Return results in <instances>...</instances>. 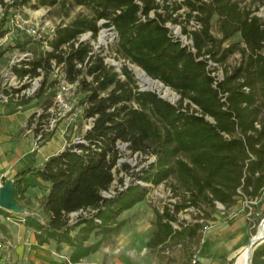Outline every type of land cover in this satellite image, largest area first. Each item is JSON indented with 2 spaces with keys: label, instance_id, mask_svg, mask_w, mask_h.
<instances>
[{
  "label": "trees",
  "instance_id": "obj_1",
  "mask_svg": "<svg viewBox=\"0 0 264 264\" xmlns=\"http://www.w3.org/2000/svg\"><path fill=\"white\" fill-rule=\"evenodd\" d=\"M167 2L0 0V36L11 8L59 5L66 16L69 8L87 10L57 26L51 37H30L17 44L31 57L11 67L19 79L41 77L34 96L16 102L28 105L34 101L33 106L42 110L41 121L35 123L36 134L52 105L55 68L61 69L67 82L76 84L83 94L82 117L91 119L80 137L83 142H69L41 166L30 163L12 178L13 199L19 207L27 189L48 185L38 200L39 216H27L21 222L33 229L38 245L52 241L70 246L67 264H79L96 252L118 232L119 216L146 199L148 187L137 181L153 186L167 183L174 197H182L171 209L166 205L161 212L154 211V229L146 242L149 250L180 247V264H192L194 245L202 237L199 219L211 217L216 204L227 210L239 199L257 200L263 194L264 17L255 15L251 7L264 6V0H250L247 5L242 0H183L171 7ZM182 5L189 9L186 21L195 12L201 25L190 31L192 49L182 45L165 25L180 23L173 13ZM214 17L220 38L211 33ZM100 20L104 22L98 24ZM110 27L116 33L113 49L117 57L175 92L179 97L175 103L151 90H140L126 66L115 70L93 52L89 41L79 40L85 33L94 39L101 28ZM237 34L240 42L222 46ZM235 52L240 54L239 63L221 79L215 77L216 68H210L209 61L223 63ZM35 116L30 115L27 126ZM50 133H42L38 142ZM118 144H126L131 154L153 158L133 173L134 179L125 187L131 168L120 163ZM110 190L114 193L103 195ZM202 205L211 209L205 217L172 226L180 211ZM79 210L84 213L71 220L70 213ZM91 237L98 240L88 244ZM6 263L7 250L1 242L0 264ZM250 264H264V240L251 250Z\"/></svg>",
  "mask_w": 264,
  "mask_h": 264
},
{
  "label": "rangeland",
  "instance_id": "obj_2",
  "mask_svg": "<svg viewBox=\"0 0 264 264\" xmlns=\"http://www.w3.org/2000/svg\"><path fill=\"white\" fill-rule=\"evenodd\" d=\"M204 1L207 2L208 0ZM242 1L244 5H247V3L250 2V0ZM168 3L172 4L170 6L178 4L177 2L172 3L171 0H168ZM0 8L1 19V13L3 10L2 7ZM251 8L253 9L255 15L264 17V6H260L257 9L256 6H252ZM68 12L69 16H66L65 9H62L59 5H54L51 7H38L36 9L24 6L20 10L13 8L7 10V16L5 17L2 26V31L4 34L0 36V84L9 75L11 67L18 64L19 60L22 58V51L17 48V44L27 41L30 39V37L35 39H44L47 36L51 37L52 32L57 26L67 24L78 13H85L87 10L81 7H74L69 8ZM162 12H164L163 9ZM187 13H189V9L184 5H182V8L173 13V16L179 18L180 22L179 24H168V27L173 35L181 34L183 28H185L186 32L188 33L193 30V25L190 21H197L195 20V15L197 14L192 12L191 15L193 17L186 21ZM12 14H18L21 20L28 22V25L20 28L12 24L10 22ZM98 24H100V22H98ZM32 30H35V32H31ZM211 33L216 38L221 37L220 33L218 32V26L215 17L212 19ZM112 34L113 33L111 30H108L107 28H101L96 38L92 39L89 33H85L79 37V40L89 41L93 48V52L98 53L103 58L104 63L109 66H113L115 70L120 71L122 66H126L132 73L140 90H151L169 102L175 103L179 98L175 92L164 87L161 83V86H155L142 81L135 72V67H137L136 65L125 59L117 57V54L113 49L115 39L110 41ZM100 35H103V42L99 41ZM105 41L107 42V47L104 46ZM186 41H188V36ZM230 42H240L239 35H235L231 40L225 42L222 46L227 47ZM239 61L240 54L235 52L230 54L225 62L220 64L214 63L213 67L216 68V72L214 73L215 77L221 79L223 73L232 69L239 63ZM60 73L61 69L55 68V71L53 72L54 76L52 78L57 79ZM38 81L40 83L41 77L38 79ZM74 93L77 99V105L74 108V111L77 112V110H79L82 112L83 104L81 101L83 99V94L78 92L76 87L74 89ZM33 104L34 101L27 105L26 108L36 111L35 113L39 112V115L34 117V124H37L41 121L43 114L41 109L39 107L33 106ZM81 112H77L72 121H68L69 115H65L56 123V127L54 129H56L60 123H64L66 125V133L68 134L65 136V138L68 142L75 141L83 134L84 118L81 116ZM118 148L121 156L119 160L120 163H127L131 168V175L126 174V179L128 182L134 179L133 173H136L142 167H145L153 159L151 156L147 157V159L141 155L131 154L124 145H120ZM142 184L143 186L148 187L146 199L135 204L131 209L123 212L120 215L118 219L122 222V225L119 227V234L115 238L112 236L114 239H110V241H112L111 244L106 247L99 248L96 252L86 256V258L83 259L79 264H180L182 261V252L180 247L176 246L171 249L156 248L154 250H149L146 248V242L151 235V229L155 219L154 211L157 210L161 212L166 205H168L171 209L172 204L179 203L182 197H174L167 183H163L158 186H153L144 182H142ZM31 197L35 199L33 203H27L26 201L22 202V208L26 209V212L23 214L25 217L39 216V198H36V193L31 195ZM239 204L244 209L247 222L252 223V226L251 228L247 227L246 234L241 236L240 241L237 243L238 249L236 248L231 250V253L227 256H222L227 257V259L231 261L232 264L234 263L236 256L246 247L250 238H252V236L255 234L260 220L264 217V190L262 196L257 200L248 201L239 199ZM221 211H224V208L220 204H216V207L212 212L211 209L206 205H202L199 208L189 207L177 214V221L172 223V226L177 228L178 225L182 223H192L196 217H198V219L199 217H205L203 215H205L207 212L220 213ZM214 219L215 218L213 216L209 218H202L201 220L199 219V222L202 223L201 239L203 238V233L207 231L206 227L211 226V222ZM201 239L197 244L194 245V252L196 251L195 253L198 264L200 261L198 260V248L201 246ZM96 240H98V238L92 237L88 241V244H92ZM62 257H60V259H62L61 261H65ZM54 258L59 259L57 255H55ZM219 263L223 264L224 262L221 260ZM61 264H66V261L62 262Z\"/></svg>",
  "mask_w": 264,
  "mask_h": 264
},
{
  "label": "crops",
  "instance_id": "obj_3",
  "mask_svg": "<svg viewBox=\"0 0 264 264\" xmlns=\"http://www.w3.org/2000/svg\"><path fill=\"white\" fill-rule=\"evenodd\" d=\"M2 85L3 82L0 84V95L7 93ZM26 107L27 105H23L18 110L13 100L4 102L0 99V186L6 180H12L19 170L30 163L35 167L41 166L49 156L61 152L69 143L65 138L68 133H66L67 129L64 123H60L46 140L37 142L38 134L34 132L35 124L27 126L30 115L36 111ZM86 122L87 120L84 119L83 133L86 129ZM46 186L48 185L43 184L40 188L27 189L22 202L33 203L35 199L31 195L36 193V198H40L44 194ZM23 209L25 213L26 209ZM24 213H13L0 208V241L5 244L7 250L6 264H61L65 261L67 264L71 247L52 241L38 245L33 229L21 222L25 218ZM211 216L215 219L211 222V226H204L207 231L203 233L201 246L198 248L199 264H220L221 260L225 264L229 260L222 256H227L231 250L238 249L237 243L241 236L247 232L246 215L238 201L227 210L220 213L215 212ZM153 229L154 226H152L151 234ZM118 232L112 236L115 238L119 234ZM112 236L107 238L100 248L111 244L110 239H114ZM55 255L59 259L54 258ZM60 257L65 261H61ZM196 264H198L197 258Z\"/></svg>",
  "mask_w": 264,
  "mask_h": 264
},
{
  "label": "built area",
  "instance_id": "obj_4",
  "mask_svg": "<svg viewBox=\"0 0 264 264\" xmlns=\"http://www.w3.org/2000/svg\"><path fill=\"white\" fill-rule=\"evenodd\" d=\"M182 1L183 0H171L172 3L177 2L178 4L182 3ZM167 5L170 6L172 4L167 2ZM159 12H162V10H159ZM150 16H153L152 12L150 13ZM10 22L20 28L28 25V22L21 20L18 14H12ZM99 22L101 24L104 21L100 20ZM190 22L193 25L192 31H195L201 28V25L198 21H195V22L190 21ZM169 23L171 22H167L165 25L168 27ZM107 29L111 30L113 33L111 35L110 41L116 39V33L113 31V28L110 27ZM31 32L34 33L35 30H32ZM187 36H188V41H186ZM173 37L178 38L182 45L187 46L190 49H192V46H191L192 40H191L190 33L188 32H186V34L181 33L178 35H173ZM104 46L107 47L106 41L104 42ZM30 57H31L30 53L25 52V53H22V58L20 60L29 59ZM209 63H210V68H213L214 63H211V61H209ZM78 66L80 67V64H78ZM39 78L40 77L28 78L27 76H24L22 79H19L13 74L11 70L9 72V75L3 81L2 86H3V89L7 91V93H3L0 95L1 101L6 102L9 100H13L16 103L23 98L27 99L29 97H33L36 91L40 87V83L38 81ZM75 87H76L75 83H69L66 81L65 75L62 72L58 75L57 82H56V89H55L54 96L52 99V105L46 110V113L48 114L47 118L39 126V133L36 136L37 142L41 139L42 133H50L54 130V128L56 127V123L59 119H61L65 115H69L68 121H72L74 117L76 116V113L81 112L79 110H77V112L74 111V108L77 105V99L74 93ZM16 106L18 110H20L23 107V105H20V104H16ZM36 115H39V112L36 113ZM90 125H91V119H87L85 128L88 129ZM74 142H83V140L79 137ZM120 145H124L126 147V144H118L117 147H119ZM137 183H140L141 185H143L141 181H137ZM127 184H128V181L125 178L123 187H125ZM118 189L121 190L122 187H118ZM113 193L114 191L110 190L109 192H106L103 195L110 196ZM83 213L84 211L79 210V211L70 213L69 217L72 220L76 218L78 215L83 214ZM0 248H1V241H0ZM191 263L196 264V254L193 255Z\"/></svg>",
  "mask_w": 264,
  "mask_h": 264
},
{
  "label": "water",
  "instance_id": "obj_5",
  "mask_svg": "<svg viewBox=\"0 0 264 264\" xmlns=\"http://www.w3.org/2000/svg\"><path fill=\"white\" fill-rule=\"evenodd\" d=\"M0 208L13 212V213H24V209L19 207L15 200L13 199V181L6 180L0 186ZM264 221V217L260 220L259 224ZM258 224V225H259ZM258 227V226H257ZM264 240V235H261L256 238H251L247 244V249L251 248V250L255 247V245L259 244ZM251 255V252H250ZM250 255L248 257V263L250 264Z\"/></svg>",
  "mask_w": 264,
  "mask_h": 264
},
{
  "label": "bare ground",
  "instance_id": "obj_6",
  "mask_svg": "<svg viewBox=\"0 0 264 264\" xmlns=\"http://www.w3.org/2000/svg\"><path fill=\"white\" fill-rule=\"evenodd\" d=\"M99 41L103 42V35H100ZM135 72L142 81L150 85L161 86L160 82L154 81L151 78H149L139 67H135ZM261 235H264V221L258 225L257 230L255 234L252 236V238H256ZM250 252H251V248L247 249V245H246V247L236 256L233 264H247Z\"/></svg>",
  "mask_w": 264,
  "mask_h": 264
}]
</instances>
